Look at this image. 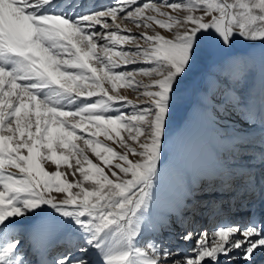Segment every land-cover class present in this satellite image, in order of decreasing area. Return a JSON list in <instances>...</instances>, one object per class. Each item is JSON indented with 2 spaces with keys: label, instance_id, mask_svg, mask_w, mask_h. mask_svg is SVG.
Masks as SVG:
<instances>
[{
  "label": "snow or ice",
  "instance_id": "6c2138e0",
  "mask_svg": "<svg viewBox=\"0 0 264 264\" xmlns=\"http://www.w3.org/2000/svg\"><path fill=\"white\" fill-rule=\"evenodd\" d=\"M237 38L264 46V0H0V264H31L26 245L39 264H264V47L230 54ZM205 60L198 110L230 145L199 191L247 213L211 230L195 216L223 205L195 191L157 215L170 154L177 176L207 167L194 139L170 153L169 137ZM173 226L191 247L164 239Z\"/></svg>",
  "mask_w": 264,
  "mask_h": 264
},
{
  "label": "rangeland",
  "instance_id": "374dc122",
  "mask_svg": "<svg viewBox=\"0 0 264 264\" xmlns=\"http://www.w3.org/2000/svg\"><path fill=\"white\" fill-rule=\"evenodd\" d=\"M111 0H82V3L85 4L87 7L95 6L99 7L103 3H110ZM144 0H141V3H143ZM154 2L159 3V0H154ZM171 2H184V0H169V3ZM167 10V9H165ZM175 15V13H173ZM127 27L132 30V32H137L138 30L135 28L134 25L128 24ZM174 29L173 31H175ZM161 33L164 35H168L169 33L166 30L160 29ZM240 41V42H239ZM239 42L240 44H238ZM237 44V45H236ZM125 47H131V45H126ZM261 47H264L260 44L256 45H250L248 42L241 40L237 38L233 49L231 50L230 54L234 55H243L251 50H259ZM130 67H135V65L130 66ZM211 71L210 68V62L208 60L202 61L200 64H198L193 72L190 74L187 82H186V88L184 92H182L175 110L172 113L171 120H170V126H169V137H170V153L173 148L179 149L182 147L186 142L189 140H195L198 143V150H197V157L201 160H205L207 162V167L206 168H201V169H195L191 171H195L203 175V178L207 177L208 170L210 168H213L216 166V157L219 155H228V148L230 145V141L228 140H222L220 133L218 132L217 128L213 123L211 122L208 117L200 112L198 110V98H194L196 95L201 96L202 89L205 84L206 77L208 76L209 72ZM137 80H142L144 83H148V78L142 77V76H137ZM242 91H245L247 88V85L241 84L239 86ZM127 90L130 93L129 99L133 100L134 102H139L137 101V94L131 90V88H128L125 86L124 88L119 89L121 90ZM183 105L182 107H180ZM178 107V108H177ZM181 108V109H180ZM180 109V110H179ZM178 110V111H177ZM190 118H192V122L190 121ZM194 118V120H193ZM194 121V122H193ZM196 123V124H195ZM194 128V129H193ZM254 136L258 139L259 138V131L254 133ZM99 139L102 142H105L104 137L101 136ZM113 143L112 141H109ZM216 142H219L223 149H218L215 145ZM78 143H81V146L84 147L82 144V141H78ZM174 143V144H173ZM222 150L224 152H222ZM121 151V150H120ZM130 159H133L130 156ZM185 161V157L183 154H181V157L179 159V162L183 163ZM74 163V162H73ZM168 168H167V174L165 176V181L168 183L170 186H176V183L179 182L178 180L180 179V176H177L175 172L172 170V160H171V154L169 156V160L167 162ZM52 165H46L47 170L49 171H54L55 166L51 167ZM66 166H62L61 170H65ZM9 171H16L15 169H10ZM107 171V169H105ZM188 174V173H187ZM259 174V173H258ZM69 180L70 177L68 178ZM90 182L86 183V187L88 186ZM73 191H76L75 189ZM215 194V193H213ZM212 195V194H209ZM208 200V198H205ZM210 199V198H209ZM212 199H217L216 197H212ZM239 207V206H238ZM236 214V218L240 219V212H237L236 209L234 210ZM243 212V210H242ZM202 214H196L195 220H201ZM246 213L244 214L245 217ZM243 215H241L242 218ZM191 217V215H190ZM38 218L32 217L31 221H36ZM216 219V218H215ZM191 220V219H190ZM30 221V222H31ZM206 221V220H205ZM218 224V220H216V223L211 226L210 228L216 227ZM198 225L200 226V223L195 224L194 222V227L199 229ZM174 234L173 229L170 230V234ZM173 236V235H172ZM179 246V245H178ZM181 249V247H179ZM61 248H58V246L52 247L50 251H58ZM186 250V249H184ZM25 251L27 252V256L31 253V251L27 248V245L25 246Z\"/></svg>",
  "mask_w": 264,
  "mask_h": 264
},
{
  "label": "bare ground",
  "instance_id": "6f19581e",
  "mask_svg": "<svg viewBox=\"0 0 264 264\" xmlns=\"http://www.w3.org/2000/svg\"><path fill=\"white\" fill-rule=\"evenodd\" d=\"M239 42H237V43L240 44ZM120 92H121V94L126 95L128 98L130 97L129 96L130 93L127 90L124 89V90H121ZM194 98L200 99V96L199 95H196ZM182 106L183 105H181L180 107H182ZM193 120H194V118H193ZM190 121L192 122V118H190ZM258 131L259 130H256L255 132H258ZM123 134L124 133H122V135ZM104 141H105L104 143H106L108 146L113 147L114 150H116V151H120L121 150L118 147V145H116L114 143H111V142H109L107 140H104ZM171 142L172 141H170V144H171ZM215 145H216V147L219 150L220 149H223V147H222L223 144L221 145L219 142H216ZM84 147L86 149L87 154L89 155V158L92 159L94 163L99 162L98 161V158L95 157V155L91 152V150L90 149H87V146H85V145H84ZM220 151H219V154H220ZM222 152H224V151L222 150ZM132 158L135 159L134 157H132ZM51 167H53V166H51ZM77 176H78V174H77ZM69 177H70V179H72L71 176H69ZM203 177L204 176L201 175L198 172L190 171L188 174H185L182 177L180 176V179L178 180L179 182L176 183V186H170L164 180L163 183H162V187H161V193H162V195L164 197V200H163V202H162V204H161V206H160V208H159V210L157 212V215H159L160 213H162L164 211H167L169 208L180 207L185 202H191V193L193 191H195V195L196 196L201 197L203 199H205L206 197H208V199L210 198V200H214V199H212V197H216L217 199H215L214 201L225 202V204L228 205L229 207H238V206H240L235 201H231L229 195L228 194H225V193H222L219 189H216L214 191L212 188L206 187V188H204L203 192L199 191L200 181L202 179H204ZM88 186H90V183L88 184ZM213 193H215V194H213ZM209 194H212V195H209ZM243 212H245V210H243ZM220 216L222 217L220 219V223L221 222L222 223L235 222V220L233 219V217H231L229 214L220 213ZM220 216H218V215H210L209 214V216H208L209 219L206 218L205 219L206 221L204 220L203 222L200 223V226L198 225L199 229H201V228L208 229V227H210V224H211L212 220L215 219V218H217V217L220 218ZM188 219L190 220V215H189ZM198 224H199V222H198ZM172 229H173V232H174V234H172L173 236L172 235H169L171 229L169 231H166L163 234L164 239L166 241H168V240L174 241L173 246L175 247V246L179 245V247H181V249H183V250L184 249H188L189 247H191V245L185 244L182 241H175V235L179 231V229L176 228L175 226H173ZM54 245L55 246H58V248H61L59 246V242H57ZM61 250H62V248L60 250H58V251H61ZM58 251H54V252H53V250L52 251H49L48 252V259H51L53 256H55ZM27 257H28V260L31 262V264H39V261H40V256L39 255H36V254H34L31 251V253Z\"/></svg>",
  "mask_w": 264,
  "mask_h": 264
}]
</instances>
